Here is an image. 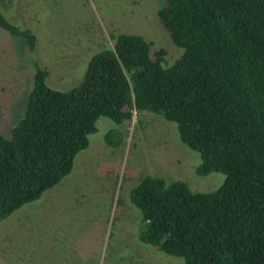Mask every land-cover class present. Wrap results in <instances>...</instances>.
Returning <instances> with one entry per match:
<instances>
[{
	"label": "trees",
	"instance_id": "1",
	"mask_svg": "<svg viewBox=\"0 0 264 264\" xmlns=\"http://www.w3.org/2000/svg\"><path fill=\"white\" fill-rule=\"evenodd\" d=\"M159 4L175 60L142 35L117 33L72 90L51 88L47 68L35 64L25 116L0 134V224L72 173L100 118L131 123L150 112L175 123L200 154L199 176L222 173L225 181L198 193L181 181L142 178L130 192L141 239L184 264H264V0ZM0 27L36 49L33 31L1 9ZM123 140L106 136L111 147Z\"/></svg>",
	"mask_w": 264,
	"mask_h": 264
},
{
	"label": "rangeland",
	"instance_id": "2",
	"mask_svg": "<svg viewBox=\"0 0 264 264\" xmlns=\"http://www.w3.org/2000/svg\"><path fill=\"white\" fill-rule=\"evenodd\" d=\"M159 2L0 0L8 20L37 38L36 49L31 50L25 38L0 27V134L10 135L25 116L36 63L47 68L51 88L69 91L81 84L93 55L114 47L112 36L117 33L142 35L168 51L170 60L178 58L180 52L159 21ZM97 128L89 148L75 159V174L1 222L0 264H69L77 257L88 264H99L90 261L94 257L101 258V264H184L179 257L137 241L141 226L135 229L132 220L126 224L121 209L110 212L108 205L114 198L116 209L117 200L123 203L125 192L147 176L211 193L224 183L225 175L199 176L200 154L182 142L175 123L153 113L136 112L131 123L122 124L102 117ZM106 136L125 141L111 148ZM107 212L112 218L106 226ZM99 215L102 219H97Z\"/></svg>",
	"mask_w": 264,
	"mask_h": 264
},
{
	"label": "crops",
	"instance_id": "3",
	"mask_svg": "<svg viewBox=\"0 0 264 264\" xmlns=\"http://www.w3.org/2000/svg\"><path fill=\"white\" fill-rule=\"evenodd\" d=\"M124 141H125V138H124V140H123V142H122V145H123V143H124ZM109 146V145H108ZM111 147V146H110ZM111 148H115V147H111ZM113 169V168H112ZM75 170H76V168H75ZM75 170L68 176V177H66V178H69V177H71L73 174H75ZM108 172H109V170H107V171H105V172H103V174H102V176H101V178L102 179H106V177H107V175H108ZM125 175H126V173H125ZM131 189V188H130ZM130 189H129V191H126L125 192V194L122 196V201H123V203H121V201L118 199L117 200V202H116V209H114V198H112L113 199V201H112V204L109 206L108 205V210H109V208H110V212L111 211H113V210H115V211H118L119 209H121V213H122V216L124 217V219H125V221H126V224L128 223V221H130V220H132V221H134L136 224H134V223H132L131 225H133L134 227H135V229H137L138 228V225H140L141 227H140V229H139V235L136 237V240L138 241L139 240V242H143L144 244H146V245H148V246H150V247H153V246H151V245H149V244H147V243H145L142 239H141V231H142V225H143V220H142V214H141V212H140V210L137 208V207H135L134 205H132V201L130 202V199H129V192H130ZM42 198V197H41ZM40 198V199H41ZM39 199V200H40ZM38 201V200H37ZM36 201V202H37ZM32 204V203H31ZM121 204H124V206H121ZM29 205V204H28ZM27 206V205H26ZM25 207V206H24ZM34 207V206H33ZM32 207V208H33ZM137 209H135V208ZM17 217V219L16 220H13L12 222L14 223V224H16V223H18V216L16 215L14 218H16ZM113 217H116V216H113ZM9 218V217H8ZM102 219V217L99 215V217L97 218V219ZM112 217H110V215H108V212H107V216H106V219H104V223H105V225L107 226L108 224H109V221H110V219H111ZM129 218V219H128ZM102 221V220H101ZM142 223V224H141ZM5 240V239H4ZM3 240V241H4ZM153 250H154V247H153ZM142 253H144V252H142ZM0 254L2 255V253H1V249H0ZM100 257H101V255H99ZM90 261H92V262H94V263H99V264H101L102 263V260H101V258H99V257H94L93 259L92 258H90ZM105 262V261H104ZM69 264H88V263H86V261L85 260H83L82 258H79V257H77L76 259H73V260H71L70 261V263Z\"/></svg>",
	"mask_w": 264,
	"mask_h": 264
}]
</instances>
